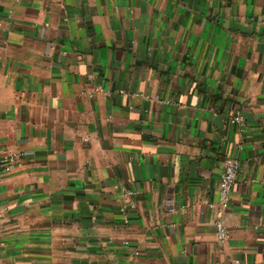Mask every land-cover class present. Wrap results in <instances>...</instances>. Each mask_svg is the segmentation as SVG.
<instances>
[{
    "label": "crops",
    "instance_id": "crops-1",
    "mask_svg": "<svg viewBox=\"0 0 264 264\" xmlns=\"http://www.w3.org/2000/svg\"><path fill=\"white\" fill-rule=\"evenodd\" d=\"M0 264H264V0H0Z\"/></svg>",
    "mask_w": 264,
    "mask_h": 264
},
{
    "label": "built area",
    "instance_id": "built-area-1",
    "mask_svg": "<svg viewBox=\"0 0 264 264\" xmlns=\"http://www.w3.org/2000/svg\"><path fill=\"white\" fill-rule=\"evenodd\" d=\"M98 90H103L101 86L98 87ZM105 93H108L105 90ZM231 123H240L241 116L239 113H235L231 116ZM237 147H240V144L237 142ZM15 156L9 155L4 157L1 160V166L3 169L8 172L14 166ZM240 164L235 157H229L224 161L223 171L220 174L218 181V196L215 202L209 203V207L214 211L213 224L215 228V237L218 244H222L226 241L228 237V228L223 220V213L226 209L229 208L231 204L232 196V187L237 178L239 172ZM125 202L129 203L128 200ZM124 212V220L128 221V215L125 208H121ZM172 208H169V211H172Z\"/></svg>",
    "mask_w": 264,
    "mask_h": 264
}]
</instances>
